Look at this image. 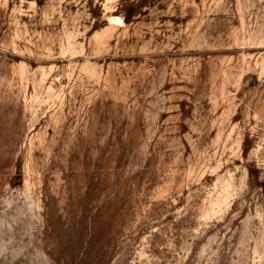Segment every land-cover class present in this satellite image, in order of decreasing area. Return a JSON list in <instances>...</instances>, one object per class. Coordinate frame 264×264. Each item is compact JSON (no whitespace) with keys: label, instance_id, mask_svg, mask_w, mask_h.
Here are the masks:
<instances>
[{"label":"rangeland","instance_id":"374dc122","mask_svg":"<svg viewBox=\"0 0 264 264\" xmlns=\"http://www.w3.org/2000/svg\"><path fill=\"white\" fill-rule=\"evenodd\" d=\"M0 264H264V0H0Z\"/></svg>","mask_w":264,"mask_h":264},{"label":"trees","instance_id":"16d2710c","mask_svg":"<svg viewBox=\"0 0 264 264\" xmlns=\"http://www.w3.org/2000/svg\"><path fill=\"white\" fill-rule=\"evenodd\" d=\"M246 152H247V150L245 149V150H244V154H246Z\"/></svg>","mask_w":264,"mask_h":264}]
</instances>
